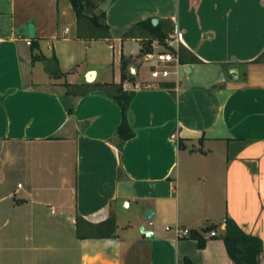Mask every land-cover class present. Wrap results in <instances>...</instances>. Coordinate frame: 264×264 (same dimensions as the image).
<instances>
[{"label": "crops", "instance_id": "obj_1", "mask_svg": "<svg viewBox=\"0 0 264 264\" xmlns=\"http://www.w3.org/2000/svg\"><path fill=\"white\" fill-rule=\"evenodd\" d=\"M101 10L111 35L87 42L70 0H0V264H233L227 217L264 248V0H105ZM155 18L200 61L141 79L134 26ZM123 57L135 91L124 143L106 89L67 87L120 83ZM78 215H115L116 236L79 239ZM175 227L203 234L205 248Z\"/></svg>", "mask_w": 264, "mask_h": 264}, {"label": "trees", "instance_id": "obj_2", "mask_svg": "<svg viewBox=\"0 0 264 264\" xmlns=\"http://www.w3.org/2000/svg\"><path fill=\"white\" fill-rule=\"evenodd\" d=\"M105 0H70L77 18V38L87 42L96 39H106L111 35L110 26L106 21V13L101 10V5ZM134 29L143 37L144 54L153 50V43H165L171 36L173 28L164 22H159L154 26L151 19L137 23ZM131 34V33H130ZM35 42L32 41L31 47L34 49ZM180 63H198L200 60L188 51L185 47H179ZM48 69L51 72L59 71L58 59L56 55L47 59ZM264 61V55L258 57L255 62ZM131 59L122 58L121 71L122 79L120 83H86L85 85L68 84V92L77 93V88H84L83 93H89L93 90H105L110 93L114 102H116L122 111L121 124L117 131V136L122 143L132 139L135 136L133 127V115L131 104L135 97V91H129L124 88V82L133 80L129 75L128 67ZM160 88L174 92V83H163ZM72 113V109H69ZM200 141H203L201 139ZM182 145V143L180 144ZM183 147V145H182ZM219 225H209L203 228V233H211L218 230ZM117 217L110 216L99 223H92L81 215L76 217V235L79 239H106L116 236ZM191 237L198 240V247L204 249L206 239L203 234L192 233ZM220 238L226 245L227 252L233 264H260L264 253L263 241L259 236L246 233L235 220L227 217L225 220V230ZM180 264H197L189 257H184Z\"/></svg>", "mask_w": 264, "mask_h": 264}, {"label": "built area", "instance_id": "obj_3", "mask_svg": "<svg viewBox=\"0 0 264 264\" xmlns=\"http://www.w3.org/2000/svg\"><path fill=\"white\" fill-rule=\"evenodd\" d=\"M180 41L178 38L170 37L165 43L155 42L153 50L144 54V60L152 66V77L154 79H167L170 76V68L173 65L180 63L179 56ZM54 213V210L52 211ZM171 227H167L170 230ZM175 231L179 237L190 236L191 232L188 229L175 227ZM212 236H217L216 231L211 232ZM264 264V257L261 258V263Z\"/></svg>", "mask_w": 264, "mask_h": 264}, {"label": "water", "instance_id": "obj_4", "mask_svg": "<svg viewBox=\"0 0 264 264\" xmlns=\"http://www.w3.org/2000/svg\"><path fill=\"white\" fill-rule=\"evenodd\" d=\"M152 23H153L154 26H156V25H158L159 21H158V19L155 18V19L152 20ZM29 28H30V36H31V38H34V36H35L34 25L31 24ZM231 73L237 74L238 71L236 69H232ZM90 75L94 76L95 72H91ZM87 80L88 81H92L90 78L87 79ZM153 215H154V211H148L147 212V217L148 218H151Z\"/></svg>", "mask_w": 264, "mask_h": 264}, {"label": "rangeland", "instance_id": "obj_5", "mask_svg": "<svg viewBox=\"0 0 264 264\" xmlns=\"http://www.w3.org/2000/svg\"><path fill=\"white\" fill-rule=\"evenodd\" d=\"M151 77V69L148 63L143 62L140 68V78L149 79Z\"/></svg>", "mask_w": 264, "mask_h": 264}, {"label": "bare ground", "instance_id": "obj_6", "mask_svg": "<svg viewBox=\"0 0 264 264\" xmlns=\"http://www.w3.org/2000/svg\"><path fill=\"white\" fill-rule=\"evenodd\" d=\"M94 77H95V75H94V76H93V75H90V76H89V78H90L91 80H93Z\"/></svg>", "mask_w": 264, "mask_h": 264}]
</instances>
